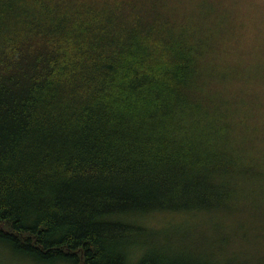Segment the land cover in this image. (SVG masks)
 <instances>
[{"label": "trees", "instance_id": "1", "mask_svg": "<svg viewBox=\"0 0 264 264\" xmlns=\"http://www.w3.org/2000/svg\"><path fill=\"white\" fill-rule=\"evenodd\" d=\"M241 1L0 0V264H264Z\"/></svg>", "mask_w": 264, "mask_h": 264}, {"label": "rangeland", "instance_id": "2", "mask_svg": "<svg viewBox=\"0 0 264 264\" xmlns=\"http://www.w3.org/2000/svg\"><path fill=\"white\" fill-rule=\"evenodd\" d=\"M241 3L245 4V0H242ZM259 4L262 5V7H260ZM252 5L253 7L251 8V13L255 16L256 19L257 18L259 19L258 21H260V13L263 15V12H264V0H255V4H252ZM240 217L245 218L242 221L238 220V222H240V224L242 225L243 223H246V222L254 223L256 221L255 219L252 218V214L248 211H245L243 215ZM258 222L264 223V220H259Z\"/></svg>", "mask_w": 264, "mask_h": 264}]
</instances>
